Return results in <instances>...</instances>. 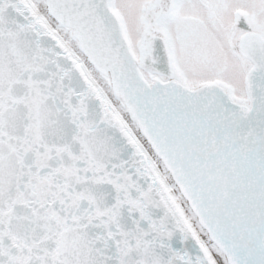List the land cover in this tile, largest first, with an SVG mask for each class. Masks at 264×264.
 <instances>
[{
	"label": "snow or ice",
	"instance_id": "1",
	"mask_svg": "<svg viewBox=\"0 0 264 264\" xmlns=\"http://www.w3.org/2000/svg\"><path fill=\"white\" fill-rule=\"evenodd\" d=\"M0 264H264V0H0Z\"/></svg>",
	"mask_w": 264,
	"mask_h": 264
}]
</instances>
